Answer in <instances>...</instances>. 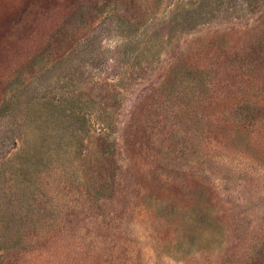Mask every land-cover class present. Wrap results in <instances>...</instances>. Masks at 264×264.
<instances>
[{
    "label": "rangeland",
    "instance_id": "374dc122",
    "mask_svg": "<svg viewBox=\"0 0 264 264\" xmlns=\"http://www.w3.org/2000/svg\"><path fill=\"white\" fill-rule=\"evenodd\" d=\"M0 264H264V0H0Z\"/></svg>",
    "mask_w": 264,
    "mask_h": 264
}]
</instances>
